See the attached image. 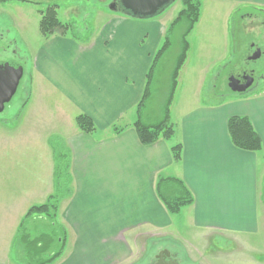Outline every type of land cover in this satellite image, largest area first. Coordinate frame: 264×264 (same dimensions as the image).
Masks as SVG:
<instances>
[{
  "label": "crops",
  "instance_id": "1",
  "mask_svg": "<svg viewBox=\"0 0 264 264\" xmlns=\"http://www.w3.org/2000/svg\"><path fill=\"white\" fill-rule=\"evenodd\" d=\"M227 1L264 10V0ZM250 16L243 13L239 20ZM108 17L99 33L85 42L57 30L33 52L32 94L23 108L31 109L39 128L52 127L54 118L64 125L61 133L69 166L67 194L59 196L51 223L65 235L64 248L50 264H128L139 235L150 229L162 240L181 237L193 248L187 251L190 260L198 264L225 257L222 245L227 238L236 242L238 235L264 236V75L258 71L260 80L239 99L179 109V124L171 121L172 136L144 145L133 126L135 108L166 24L174 18L172 13L145 20L122 14ZM241 30L236 28L237 37ZM205 81L204 73L199 86ZM52 102L55 106L50 108ZM172 109L171 105L170 113ZM79 114L91 118L92 131L78 127ZM233 115L250 120L261 139L259 150H242L232 143L227 120ZM121 120L125 124L118 126ZM114 127L122 130L115 133ZM177 144L181 152L175 161L172 146ZM56 178L54 166L37 175L45 182L44 187L29 190L37 196L36 203L55 193ZM159 178L179 180L192 196V203L177 213L182 215L178 221L157 193ZM171 184L164 189L172 190ZM184 227L189 230L185 228L182 237ZM212 254L218 256L210 258ZM255 256L253 264H264L263 253Z\"/></svg>",
  "mask_w": 264,
  "mask_h": 264
},
{
  "label": "rangeland",
  "instance_id": "2",
  "mask_svg": "<svg viewBox=\"0 0 264 264\" xmlns=\"http://www.w3.org/2000/svg\"><path fill=\"white\" fill-rule=\"evenodd\" d=\"M113 1L7 0L0 2V45L7 47L2 60L15 61L23 69L15 94L0 112V264L29 263L37 258H46L48 255V252L36 257L26 253L16 254L17 242L20 241V238H17L19 224L31 205L40 204V202L36 203L37 196H32V191H29L35 186L44 187L45 181L36 179L37 175L54 166L55 173L60 178H56L53 195L60 198L59 196L64 195L65 191L67 194L66 189L67 186L69 187L66 176L69 173L68 158L65 154L67 151L61 133L64 125L56 122L54 118L52 127L45 124L39 128L31 109L23 108L24 100L27 96L31 99L30 93L32 94L30 84L33 52L46 42L39 29L42 10L54 4L57 17L65 25L64 35L76 42H85L99 33L103 24L109 20L108 16L119 14L108 9ZM200 1V18L186 36L189 49L181 66L182 68L184 65V69H179L177 88L169 106V110L171 105L173 107L170 120L177 124L180 120L179 109L195 106L199 102L216 104L246 96L234 94L227 85L228 78L239 73L243 68L252 67L264 75V10H261L263 8L237 5L227 0ZM181 8L182 0H175L164 14L172 13V17L175 18ZM243 13L253 16L248 20H239ZM166 25L159 47L165 42V35L168 36L170 45L153 69L150 97L141 112V121L147 124L162 119L163 107L170 92L171 75L182 51V37L187 28V22L183 21L166 34L170 23ZM236 28L245 30H241L240 37H237ZM251 41L263 49V54L255 62L245 63L243 57L246 58ZM236 45L240 46L239 51L234 50ZM201 73H205L206 76L205 86L202 87L199 86V80L203 76ZM54 106V102L50 103V108ZM134 114L133 109L132 117ZM124 124L125 120H121L117 125ZM46 146L49 148H45ZM50 146L55 153L54 161ZM180 216L182 215H176L177 221ZM37 217L28 218L20 242L33 246L34 240L40 234L57 233L59 236L61 229L59 230L57 225L52 228L51 221H40L36 219ZM185 228L181 229L182 237L186 229L189 230ZM145 231V234L139 235L133 248L134 255L128 259V264H140L142 259L154 258L165 245L184 264H198L190 260L191 253L189 251V255L187 251L193 248L192 246L190 248L181 237L175 240H162L160 236L156 238L155 230H143ZM237 237L239 241L236 242L231 237L224 239L226 242L223 243L222 249L226 250V256L210 264H253L255 255L264 254L259 251L260 247L264 249L262 232ZM215 244L214 241L213 248H217ZM56 248V244L50 246V249ZM199 248L203 250V245ZM195 256L197 259L198 253L195 252ZM216 256L218 255L212 254L210 258Z\"/></svg>",
  "mask_w": 264,
  "mask_h": 264
},
{
  "label": "trees",
  "instance_id": "3",
  "mask_svg": "<svg viewBox=\"0 0 264 264\" xmlns=\"http://www.w3.org/2000/svg\"><path fill=\"white\" fill-rule=\"evenodd\" d=\"M4 1L7 0H0V2ZM200 10V0H182V8L179 10L177 16L170 23L167 29L166 34L172 31L174 27H176V25L180 24L181 22H187V28L182 37V51L177 59V63L171 75L170 92L163 107V116L160 121L153 124L142 122L141 112L142 109L144 110L146 102L150 97L153 69L156 66L157 62L162 58L165 51L169 48L170 40L168 39L167 35H165V42L163 43V45L155 53L151 65L147 71L143 94L135 108L137 118L133 123L138 139L144 145L154 143L160 137L170 138L173 134V125L170 120L169 106L171 104L172 97L177 86L179 69L186 58V52L189 47V44L186 41V36L198 21ZM39 29L44 38L49 37L54 31H65V25H63L57 17V12L54 4H50L46 6L44 10H42L41 18L39 21ZM75 121L82 131L88 132L92 131L95 128L93 121L87 115L79 114L78 116H76ZM227 129L230 140L237 148L246 151H257L261 148V139L247 117L240 115L230 116L227 120ZM121 130V127L113 128V131L115 133L120 132ZM180 149L181 147L179 144L172 146V155L175 161H178L180 159ZM57 178H60L59 175H57ZM171 182V186L173 187V189L168 191L165 190V185ZM157 193L170 214H177L183 206L192 203V196L190 192L181 184L179 180L175 178H159V180L157 181ZM57 200L58 197H55V195H50L47 198L46 202L31 205L27 209L18 227L17 238H20V241L23 237V231L26 227V221H28V218H30L31 216H41L46 220L51 221L52 223V220L57 213ZM52 228H54V226H52ZM60 232L61 230L59 231V236L57 233H52L51 235H49V233L40 234V236L34 240L33 246H31L29 243L19 241L20 243L17 242L18 247L16 250V254L23 255L26 253L29 256L36 257L41 256L42 253L48 252L46 258H37L35 259V261L23 264H50L61 255L64 248L65 235H61ZM57 236L58 238L55 239ZM23 241H25V239ZM52 244H56L57 248L55 250L50 249V246Z\"/></svg>",
  "mask_w": 264,
  "mask_h": 264
},
{
  "label": "water",
  "instance_id": "4",
  "mask_svg": "<svg viewBox=\"0 0 264 264\" xmlns=\"http://www.w3.org/2000/svg\"><path fill=\"white\" fill-rule=\"evenodd\" d=\"M175 0H114L108 9L136 19H151L163 13ZM260 56V50L256 49L250 59ZM23 74L22 66L15 61H0V112L15 94ZM240 79L234 76L228 78V87L234 93L241 94L247 90L253 82L250 75H244ZM172 253L164 248L155 255L154 264H183Z\"/></svg>",
  "mask_w": 264,
  "mask_h": 264
},
{
  "label": "flooded vegetation",
  "instance_id": "5",
  "mask_svg": "<svg viewBox=\"0 0 264 264\" xmlns=\"http://www.w3.org/2000/svg\"><path fill=\"white\" fill-rule=\"evenodd\" d=\"M257 48L260 49V51L263 52V49L260 46L256 45L254 43V41H251L249 43V47H248L247 52H246V58L244 57V62L245 63L255 62L254 59H250V56L255 52V50ZM6 51H7V47L6 46H3V45H0V61H3L2 60V57L4 56V54L6 53ZM255 70L256 69L255 68H252V67H245L239 73L232 75L234 77L239 78L241 83L245 82V80L242 79V77L244 75H247L248 74V75H250L252 77L253 82L250 85V87H248L247 90L244 93H248L249 91H251V89L253 88V86H255L257 84V82L260 80L261 75L260 74L258 75L257 74L258 71H255ZM227 84H228V82H227ZM171 255H172L173 258L175 257L181 263H183L175 254H171ZM143 261H145V264H154L155 261H156V259H155V257L154 258H151V259H146L145 258L144 260L141 261V263H143Z\"/></svg>",
  "mask_w": 264,
  "mask_h": 264
}]
</instances>
